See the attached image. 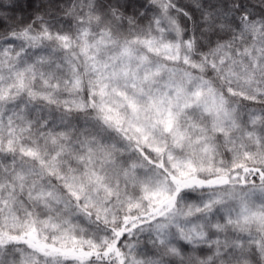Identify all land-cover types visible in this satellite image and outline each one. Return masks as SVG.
Here are the masks:
<instances>
[{"label": "snow or ice", "instance_id": "snow-or-ice-1", "mask_svg": "<svg viewBox=\"0 0 264 264\" xmlns=\"http://www.w3.org/2000/svg\"><path fill=\"white\" fill-rule=\"evenodd\" d=\"M0 264H264V0H0Z\"/></svg>", "mask_w": 264, "mask_h": 264}]
</instances>
